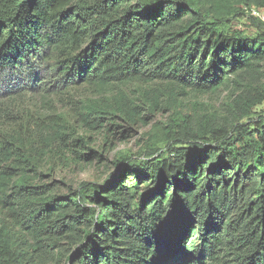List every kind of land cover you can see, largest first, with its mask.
Here are the masks:
<instances>
[{"label":"trees","instance_id":"obj_1","mask_svg":"<svg viewBox=\"0 0 264 264\" xmlns=\"http://www.w3.org/2000/svg\"><path fill=\"white\" fill-rule=\"evenodd\" d=\"M244 6L264 0H0V264H264V24ZM143 108L167 118L102 183L40 178Z\"/></svg>","mask_w":264,"mask_h":264},{"label":"rangeland","instance_id":"obj_2","mask_svg":"<svg viewBox=\"0 0 264 264\" xmlns=\"http://www.w3.org/2000/svg\"><path fill=\"white\" fill-rule=\"evenodd\" d=\"M233 26L236 28H244V30L249 33L254 31L250 27L245 28L242 21L234 20ZM123 89L131 97L138 96V88L133 84H127L123 87ZM114 91L115 90H110L109 92ZM229 95V89L227 87H223L213 93L201 95L197 100L203 104L220 107ZM74 98L77 99L78 95L75 94ZM69 107L70 104L68 103V100H64L62 97L51 98L46 103H40V111L43 117L50 122L55 121L59 115L64 114ZM256 110L259 113L264 111V104L259 106ZM141 112L143 113V118L140 117L138 121L131 125L120 123L122 127L117 129L114 136L109 134L106 140L103 137L104 132H102V129L95 130L90 133L85 130L78 131L79 133L86 134V136H88L87 146L89 151H93V157L90 160H80L79 163L71 162L70 164L60 165L58 167V161L53 158H49L41 164L43 173L48 174L40 176V178L44 180H58L61 182L60 187L63 192L68 191V188L78 187L79 184L84 181H96L102 183L105 177L115 169L113 162L116 152L125 151L133 154L138 153V147L143 142V137L153 122L156 120L164 121L168 115L167 111L150 113L147 112L145 108H143ZM67 121V124H74L71 111L68 114ZM44 122L46 123V121ZM84 152H88V150L86 149ZM54 165L55 167H53L51 172H49L48 168ZM204 264H211V262Z\"/></svg>","mask_w":264,"mask_h":264},{"label":"built area","instance_id":"obj_3","mask_svg":"<svg viewBox=\"0 0 264 264\" xmlns=\"http://www.w3.org/2000/svg\"><path fill=\"white\" fill-rule=\"evenodd\" d=\"M243 10L247 15L257 18L258 20H260V22L264 24V9L244 6Z\"/></svg>","mask_w":264,"mask_h":264}]
</instances>
